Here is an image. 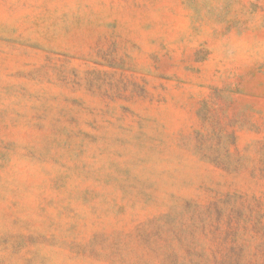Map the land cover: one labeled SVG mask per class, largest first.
I'll return each instance as SVG.
<instances>
[{
	"label": "rangeland",
	"instance_id": "rangeland-1",
	"mask_svg": "<svg viewBox=\"0 0 264 264\" xmlns=\"http://www.w3.org/2000/svg\"><path fill=\"white\" fill-rule=\"evenodd\" d=\"M0 264H264V0H0Z\"/></svg>",
	"mask_w": 264,
	"mask_h": 264
}]
</instances>
